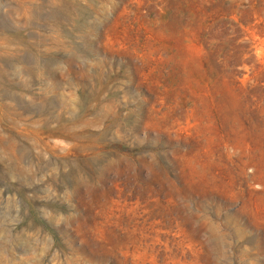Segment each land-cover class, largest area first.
<instances>
[{
  "label": "rangeland",
  "instance_id": "rangeland-1",
  "mask_svg": "<svg viewBox=\"0 0 264 264\" xmlns=\"http://www.w3.org/2000/svg\"><path fill=\"white\" fill-rule=\"evenodd\" d=\"M0 264H264V0H0Z\"/></svg>",
  "mask_w": 264,
  "mask_h": 264
}]
</instances>
